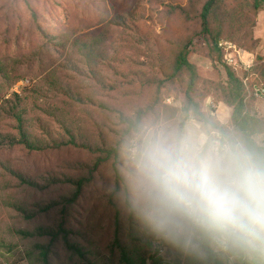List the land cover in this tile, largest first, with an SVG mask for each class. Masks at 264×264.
Returning <instances> with one entry per match:
<instances>
[{"label":"trees","instance_id":"16d2710c","mask_svg":"<svg viewBox=\"0 0 264 264\" xmlns=\"http://www.w3.org/2000/svg\"><path fill=\"white\" fill-rule=\"evenodd\" d=\"M143 1L112 10L104 0L57 2L56 8L69 7L66 16L74 25L78 10L91 15L69 40L42 25L34 0H4L8 9L25 11L44 41L35 73L51 69L53 75V104L35 106L33 114L22 96L9 93L17 80L0 66V83L6 84L0 85V123L8 131L0 147L10 148H0V225L11 224L9 232L22 244L18 262L95 264L88 234L100 228L116 264H145L138 251L147 249L149 256L156 236L130 210L128 149L145 128L157 126L167 99L179 104L180 131L192 119L207 143L218 139L220 146L264 157L255 141L264 136V120L252 112L253 87L264 84V59L255 56L244 74L247 86L226 60L233 50L257 47L253 29L258 14L264 15V0ZM194 55L210 68L192 62ZM208 99L230 109L229 124L217 120L216 108L204 111ZM12 149L21 154L20 164L11 159ZM192 242L202 256L189 248V264H264V255L250 247L199 233ZM178 243L185 240L162 241L166 256L176 251L175 264L183 254ZM18 247L0 240L8 255Z\"/></svg>","mask_w":264,"mask_h":264},{"label":"clouds","instance_id":"9594fccd","mask_svg":"<svg viewBox=\"0 0 264 264\" xmlns=\"http://www.w3.org/2000/svg\"><path fill=\"white\" fill-rule=\"evenodd\" d=\"M130 210L155 231L264 251V157L151 126L128 149Z\"/></svg>","mask_w":264,"mask_h":264},{"label":"rangeland","instance_id":"374dc122","mask_svg":"<svg viewBox=\"0 0 264 264\" xmlns=\"http://www.w3.org/2000/svg\"><path fill=\"white\" fill-rule=\"evenodd\" d=\"M73 2H78V0H72ZM133 0H104L105 4L109 7V10L112 8H123L127 7L129 3H132ZM64 5L66 0H34V7L38 11V13L43 17L42 25L46 26L50 29V31L54 30L56 33H65L70 39L74 38V32L78 28L79 22H85L86 20H91V15L87 13H83L80 10L77 11V15L75 19V25L68 21L66 12L69 10V7H66V11L63 10V7L56 8L54 4ZM143 2H146L144 0ZM145 4V3H144ZM14 11L12 9H8L4 4V0H0V66L4 69L5 72L8 73L10 80H17L11 87L10 92H14L22 96L24 98L23 104L26 105L27 110L31 113L35 114L34 107L38 106L40 108L48 109V105L53 104L51 98V78L52 73L51 69L47 70L41 75H37L35 72L37 70V64L39 62L37 58L38 48H40L43 41L41 37L38 36L36 31L33 28L32 22L29 20V16L25 13L24 10L19 12ZM113 13V12H112ZM111 13V14H112ZM73 24V25H72ZM86 24V23H84ZM65 30V31H64ZM257 36H263L264 30H257ZM64 56V54H63ZM56 57V56H55ZM64 59L61 58L57 61L56 64L60 63ZM227 63L231 65L236 74L242 79L249 77L244 74L250 73L253 68V63L248 65H242L236 57L233 55L226 56ZM191 61L195 64L203 67L210 68V64L207 60L203 59L199 56H192ZM31 66V71H27L26 67ZM19 76H27L23 79H17ZM55 79V77H54ZM249 79V78H247ZM1 86H5L6 84L0 83ZM247 86V82H246ZM254 86L257 88H263V83H256ZM248 89V88H247ZM254 92V91H253ZM255 97V96H254ZM256 100L259 101V104L254 105L252 112L259 118L264 120V92L260 93L258 97H255ZM167 108L163 112L161 116V120L157 124V126H163L175 130H179V122L180 115L178 113L179 104L177 102L172 101V99H167L165 101ZM212 108H216L215 103L208 99L204 103V111L210 112ZM216 111V110H215ZM217 120L222 124H229V119L227 115L223 112L219 111L218 113H214ZM227 120V121H224ZM6 126L0 123V143L4 142L3 139L6 137ZM182 133L190 134L192 137L202 140L207 143L208 138L204 134L201 126L194 122L192 119H188L184 123V127L180 131ZM255 141L262 147H264V136H257ZM214 142H218V139H215L213 142L207 143L208 145L214 146ZM220 146V143H219ZM218 146V147H219ZM0 148H5L8 151L10 148L8 146H2ZM11 159L14 164H20L21 162V154L18 149H12ZM24 167L23 169L27 168ZM9 223L0 225V240H4L6 244H18L19 251H15L13 255H8L4 249H0V252L3 253V257L0 255V264H26L25 261L18 260L22 257V247L19 244V239L17 236L11 234L9 232L10 228ZM98 230L91 231L89 235L90 240V250H91V260L95 264H116V257L109 254L107 250L110 238L102 237L100 228ZM152 234L155 233V242H154V250L150 253L149 256H145V253L148 251L147 249H141L138 251L141 259H145V264H153L156 260L160 259L161 264H175V252L170 253V256H166V249L162 247V241L166 235L161 232L155 231L152 227ZM185 240V244L181 246V243H178L177 250L183 249L181 264H189V248L196 252L199 256L202 254L197 251V247L195 244H192V239ZM257 250V249H255ZM260 254L264 255V251L257 250ZM145 256V257H144ZM17 262V263H16Z\"/></svg>","mask_w":264,"mask_h":264},{"label":"crops","instance_id":"0c3cea01","mask_svg":"<svg viewBox=\"0 0 264 264\" xmlns=\"http://www.w3.org/2000/svg\"><path fill=\"white\" fill-rule=\"evenodd\" d=\"M256 29L259 31L262 29L264 30V15L262 12H260L258 14L257 21H256L255 27L253 29V38L255 40H258V45L255 48V50H253L252 52H245L242 50H233V53L230 52L229 54H227V56H229V55H233V57L235 56L242 65H248L246 67H249V64L253 63L256 55H259L264 59V35L263 36L262 35L257 36L256 35ZM256 104H259L258 100H255L254 105H256ZM219 111H221L225 115H227L228 116L227 119H229L230 109H228L227 107H225L221 103H217L215 113H218ZM224 121H227V120H224Z\"/></svg>","mask_w":264,"mask_h":264},{"label":"built area","instance_id":"2783aa9c","mask_svg":"<svg viewBox=\"0 0 264 264\" xmlns=\"http://www.w3.org/2000/svg\"><path fill=\"white\" fill-rule=\"evenodd\" d=\"M248 81L247 77L243 78V83L246 85V82ZM254 96L258 97V95L262 92H264L263 88H257L256 86L253 87ZM214 146H219L218 142H214Z\"/></svg>","mask_w":264,"mask_h":264}]
</instances>
